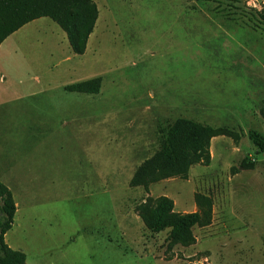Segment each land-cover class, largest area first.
I'll return each instance as SVG.
<instances>
[{"label":"rangeland","instance_id":"374dc122","mask_svg":"<svg viewBox=\"0 0 264 264\" xmlns=\"http://www.w3.org/2000/svg\"><path fill=\"white\" fill-rule=\"evenodd\" d=\"M97 2L84 54L44 17L23 34L45 41L36 69L0 76V180L17 203L7 244L28 264H264V151L250 136L264 137V0ZM95 77L97 94L65 89ZM182 117L233 135L214 137L187 179L132 187ZM196 193L213 211L194 244L139 216L159 196L196 212Z\"/></svg>","mask_w":264,"mask_h":264},{"label":"trees","instance_id":"16d2710c","mask_svg":"<svg viewBox=\"0 0 264 264\" xmlns=\"http://www.w3.org/2000/svg\"><path fill=\"white\" fill-rule=\"evenodd\" d=\"M260 14L264 20V9ZM42 17H50L57 22L67 34L73 52L82 55L99 18V8L93 0H0V45L26 24ZM101 84L102 78L95 77L67 85L65 89L97 94ZM223 135L233 134L224 127L185 117L177 119L167 128L158 151L136 170L130 185L148 189L151 184L165 179H187L194 163L210 164L211 140ZM250 136L260 151H264V137L257 132H251ZM242 166L249 167L246 163ZM195 202L196 212L181 213L175 210V203L168 196L148 198L138 206V213L151 231L168 230L170 241L191 245L196 241L193 228L210 225L213 211L211 197L196 193ZM16 212L13 192L0 180V264H28L26 253L11 248L5 240Z\"/></svg>","mask_w":264,"mask_h":264},{"label":"crops","instance_id":"0c3cea01","mask_svg":"<svg viewBox=\"0 0 264 264\" xmlns=\"http://www.w3.org/2000/svg\"><path fill=\"white\" fill-rule=\"evenodd\" d=\"M98 5L97 0H93ZM99 8V5H98ZM100 16V15H99ZM42 18L36 19L34 21H31L30 23L23 26L21 29L13 33L11 36H9L1 45H0V76L1 78L4 76V74H12L14 71L16 72H25L27 71V68L32 71L36 69L32 62L30 63V60H38L41 58L40 55L44 53V40H38L33 39L32 41H29L31 43L26 42L23 39V34H25V31L30 27V25L37 23ZM99 20V18H98ZM97 20V22H98ZM97 25V23H96ZM96 27V26H95ZM95 31V29H94ZM93 31V33H94ZM56 33L57 39L60 38V35L58 32H53V34ZM91 34V36L93 35ZM67 36V34H66ZM90 36V38H91ZM89 38V40H90ZM89 43V41H88ZM47 44V43H46ZM59 41L56 42V49H59ZM42 52H41V51ZM40 51V52H39ZM50 55H53V47H51L49 51ZM35 74V73H34ZM37 77V75H36ZM5 80V77H4ZM20 83V82H19Z\"/></svg>","mask_w":264,"mask_h":264}]
</instances>
